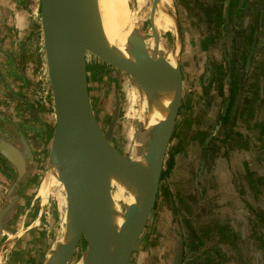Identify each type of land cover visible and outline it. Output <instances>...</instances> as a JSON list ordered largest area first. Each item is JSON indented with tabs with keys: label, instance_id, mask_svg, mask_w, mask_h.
Returning a JSON list of instances; mask_svg holds the SVG:
<instances>
[{
	"label": "water",
	"instance_id": "obj_1",
	"mask_svg": "<svg viewBox=\"0 0 264 264\" xmlns=\"http://www.w3.org/2000/svg\"><path fill=\"white\" fill-rule=\"evenodd\" d=\"M156 12H163L171 20V43L164 40V33L156 34ZM148 24L149 37L135 25L117 55L103 30L99 0H40L41 39L54 128L38 214L28 227L0 243V264L4 263L3 253L21 236L43 226L40 219L52 176L64 190L65 217L61 232L47 247L41 264H72L80 240L81 264H131L151 223L183 97V34L173 0H151ZM89 55L122 73L138 95L137 114L142 120L138 116L134 119L137 145H133L132 156L112 143L117 134L119 102L106 130L95 115L87 80ZM7 135L0 133V155L14 166L16 178L0 207V232L13 215L21 183L28 174L27 160L33 159L22 135L21 147L11 141V132ZM118 189L124 200L113 199ZM178 229L172 264H182L183 260V236ZM53 243L54 254L48 257L47 250Z\"/></svg>",
	"mask_w": 264,
	"mask_h": 264
},
{
	"label": "rangeland",
	"instance_id": "obj_2",
	"mask_svg": "<svg viewBox=\"0 0 264 264\" xmlns=\"http://www.w3.org/2000/svg\"><path fill=\"white\" fill-rule=\"evenodd\" d=\"M173 2L178 11L183 34L180 57L183 97L175 127L176 130H180L190 125V128L185 137L175 136L169 144L163 169L169 159V152L179 145L181 138H184L181 148L173 155L172 169L159 183L151 223L146 238L141 243L144 248H138L146 258L139 260V264H171L178 240V227L184 240L188 242L193 229L215 223H227L234 230L237 239L231 242L232 247L213 234L217 231L212 229L210 235L212 234L213 238L206 241L199 250L191 251L186 248L183 264H199L195 257L203 250L213 249V246L214 250L225 253V261L220 264H261L260 247L253 237V232L258 227L253 224L255 220L248 206L264 210V193L258 197L253 196L245 174L247 169L264 174V144L259 140V127H255L264 118V104L256 100L250 106V112L245 107L239 109L238 116L237 112L232 113L227 127L247 137L248 148L227 149V144L222 141L226 128L220 131L215 128L218 114L222 109L221 98L216 94L207 96L200 88L207 60L214 63L222 61L219 25L221 21L216 20L215 15L216 9L223 12V0H173ZM38 3L36 0V4ZM235 3L237 6L242 4L244 11L234 13L231 24L224 26L227 33L233 32L238 22L244 25L255 22L258 26L253 59L254 81L252 77L250 87L249 82L246 86L251 99L253 87L254 92L258 87L260 95H264V0H235ZM127 4L131 16L134 17L133 24L140 26L145 36L149 37L148 17L151 0H127ZM258 14L260 18L255 21ZM36 18L38 19L37 16ZM163 38L167 43H171L170 31L164 33ZM22 56L21 69L28 73L33 81L34 105L48 113L50 117L47 141L42 147L41 166L36 179L38 183L31 191L33 195L37 193L36 189H39L37 186L42 182L46 170L54 111L46 75L44 50L39 36L30 39ZM87 74L91 103L103 130L107 129L115 103L119 102L117 134L113 137L112 143L125 155L132 156L134 130L133 135L131 130L134 128V119L126 116L131 99V85L122 73L103 64L92 55L87 57ZM240 101L241 95L236 97L235 106H240ZM253 125L255 126L252 127ZM211 135L213 138L208 142L209 139L206 137ZM200 138L202 142H199ZM261 188L264 189V186ZM173 209H177L176 213ZM63 213L60 192L57 187H52L44 209L41 233L35 230L23 239L26 244L22 253L23 259H28L30 264H41L47 247L61 232ZM261 231L264 236V228H261ZM82 249L80 240L73 262L79 261ZM204 259L206 257L202 259L204 262L202 264H213ZM13 262L7 259L3 264Z\"/></svg>",
	"mask_w": 264,
	"mask_h": 264
},
{
	"label": "crops",
	"instance_id": "obj_3",
	"mask_svg": "<svg viewBox=\"0 0 264 264\" xmlns=\"http://www.w3.org/2000/svg\"><path fill=\"white\" fill-rule=\"evenodd\" d=\"M28 1L33 7L32 15L19 6L15 0H0V129H12L13 127L25 129L28 131L26 137L30 145L34 149H41L47 141L50 117L48 113L42 109L40 110L32 103L34 97L32 91L33 81L28 73L22 71L20 66L21 59L23 60L22 53L27 49L30 39L32 40V37L36 36L40 37L38 19L36 18L38 15L36 0ZM13 174V168L8 163L0 161V205L4 201L8 182ZM33 186V182H31L29 186L26 185L21 190L18 207L28 203ZM33 203L34 201H30L29 207L21 216L18 229L25 228V221L32 219ZM21 209L18 208V214ZM12 219L2 230L0 236L7 234L6 231L11 230L16 225L15 219L13 221ZM42 228L38 227L30 230L13 244L8 251V258L14 261L13 264L26 263V259L22 257L23 250L26 248L23 239L35 230H39L37 233H41ZM142 247L143 244L139 249ZM143 254L142 251L137 249L133 254L131 264H139V260H144L146 257Z\"/></svg>",
	"mask_w": 264,
	"mask_h": 264
},
{
	"label": "flooded vegetation",
	"instance_id": "obj_4",
	"mask_svg": "<svg viewBox=\"0 0 264 264\" xmlns=\"http://www.w3.org/2000/svg\"><path fill=\"white\" fill-rule=\"evenodd\" d=\"M15 1H17L19 6H22L24 9H26L27 12H29L30 14L32 13L33 7L28 0H15ZM38 1L39 3L37 4L36 8H38V11H37L38 29H40V0ZM231 2H233V4H232V7L230 8L229 4ZM224 3L226 4L223 10V13H222L224 20L223 21L221 20V22H219V25H221L220 53H221L222 61L219 63H214L212 60H207L205 67H204L203 75L201 76V83H200V88L203 94L207 96H212L213 94H216V95H219V97L221 98L222 109L220 110L218 114V118H217L216 125H215V128L218 131L225 129L227 127L230 117L228 118V122L226 124L223 123V119H221V117L226 114L231 101H232V104H231L229 116H231L232 113H234V111L237 112V116H238L239 109L245 108V107H247V111L250 112V106L253 105L254 87L252 88V91H251V94L253 97L250 99V96L248 95L249 90L246 86H247V83L249 82V87H250L252 77L254 81V72H253V68H254L253 62L254 61L253 59H254V55L256 51V38H257V30H258V26L255 25V22L254 24H250V25L248 24L244 25L243 23L238 22V26L236 25V29H234L233 32H230L228 30L229 33H227V30L224 28V26H228L229 24H231L232 16L234 15L235 12H242L244 11V9H243L242 4H240V6H237V4L235 3V0H223V7H224ZM225 10H226V14H225ZM229 10H231V13H228ZM39 32H40V38H41V29ZM87 80H88V74H87ZM88 89H89V81H88ZM239 95H241V101L239 103L240 106L239 105L235 106L236 97ZM32 103L35 104V101H32ZM53 116H54V113H53ZM53 128H54V124H53ZM53 128H52V132H53ZM20 129H17L16 127H13L12 129L11 128L9 129L1 128L0 129V133L6 137H8L7 132L8 131L11 132V136H12V137L10 136V138L12 139L11 141L20 147L22 143L20 140V136L22 135L26 139L28 145L30 146L31 152L33 155V159L31 161L27 160L28 174L26 176V179L21 183V187L18 193L19 198H18L16 207L12 215L13 219L11 217L12 221L15 219L14 221L16 225H18V223L19 225L16 228L12 227L13 230L11 229V230L6 231L7 234L3 235L4 237L0 236V242H1L2 237H3L2 238L3 239L2 242H3L10 235L8 233H16L19 230L18 228L20 226L21 216L24 215L25 210L29 207L30 201L31 202L34 201L32 205V215H31L32 219H28V221H25L26 227H28L33 222V220L36 218L38 211H39L40 194L38 193V191L37 193H34L33 195L32 194L29 195V201L27 204H24L22 207L20 206L18 207L21 190L25 188L26 185L29 186L31 182H33V185L35 187L38 183L36 179L38 178L37 176L39 174V170L41 166L40 165L41 164V154H43L42 147L41 149L40 148L34 149L32 145H30V143L28 142V139L26 137V134L28 133V131L25 129H21L22 130L21 131ZM10 138L8 139L10 140ZM206 138L211 140L213 137L211 135V137L209 136ZM50 141H51V138H50ZM47 160H48V154H47ZM0 161L4 163H8L13 168V171H14L13 177L8 182L9 183L7 187V191H8L9 186L15 181L16 171H15L14 166L2 155H0ZM40 185H41V182H39L37 186L39 189H40ZM33 187L31 190H33ZM39 189H36V190H39ZM7 191H6V194H7ZM4 201H5V197H4ZM4 201H2L0 207L3 205ZM18 208H22L19 214L17 212ZM43 217H44V210L41 215L40 222L43 221ZM0 233H2V231ZM183 245H184V237H183ZM5 248L6 247L3 248V252L5 251ZM184 252H185V246H184ZM7 259H9L8 252L3 253L2 261L5 262ZM19 264H23V263L20 262ZM25 264H30V261L27 259ZM171 264H172V260H171ZM182 264H183V260H182Z\"/></svg>",
	"mask_w": 264,
	"mask_h": 264
},
{
	"label": "trees",
	"instance_id": "obj_5",
	"mask_svg": "<svg viewBox=\"0 0 264 264\" xmlns=\"http://www.w3.org/2000/svg\"><path fill=\"white\" fill-rule=\"evenodd\" d=\"M232 4H233V2H231L229 4L230 8L232 7ZM225 5L226 4L224 3V8H225ZM216 10H217V12L215 15V19L219 20V21H221V20L223 21L224 20V18L222 16L223 12L221 10L219 11V9H216ZM228 13H231V10H229ZM259 18L260 17L258 14L255 17V20L257 21ZM260 93H261V91H259V88L257 87L255 92H254L253 101L258 100L260 103L264 104V95H260ZM232 95H233V93H232ZM231 104H232V101L230 102V105H229V108L227 109L226 114L221 117V119H223L224 124H226L228 122V118L230 117L229 112L231 109ZM254 126L255 125H253L252 127H254ZM255 127H259V140H260V142H262L264 144V118L260 123H257V125ZM189 128H190V125H187V127L185 129H180V130H176V127H175L172 139L175 136H180V135L182 137H185ZM198 134H201V133L198 132ZM181 140L179 141V145L177 147H174L169 152V159L166 161L165 169H162L160 181L163 180L168 175L169 171L172 169L173 155H174V153H176L181 148V145L183 143L184 138H181ZM210 141L211 140H209L208 142H210ZM222 141L225 145L227 144V149L248 148L247 137H245L244 135H242L238 131H232V129L230 127H226L225 137ZM199 142H202L201 138L199 139ZM245 176L248 179L249 186H250L249 188H250V191L253 193L252 194L253 196L258 197L260 194L264 193V189L261 188V186H264V174L263 175L257 174L255 172H252L249 169H247ZM166 194L168 195L169 193L166 192ZM248 207L251 210V213L253 214V217H254L253 219L255 220V222L253 224H255L258 227L257 228L256 226H253V227L257 228L253 232L254 233L253 237L255 238V240L259 244L260 253H261L260 254L261 255L260 260H261V264H264V236L262 234L263 232L261 231V228H264V210L263 209H253L251 206H248ZM176 211H177V209H173L174 213H176ZM212 229L217 231V233H213V234H216L221 241L226 242L231 247H232L231 242H233V241H235V239H237V236H236L234 230L227 223H215L214 225L206 224L205 226H199L196 229H193V233L190 235V239L188 242H186L184 240L185 252L183 255V262H184V259L186 258V248L191 250V251L196 250V249L199 250L202 246H204L206 244V241H209L210 239L213 238V235L212 234L210 235V232ZM233 247H235V246L233 245ZM204 257H206V259H204V261H207L208 263H213V264H220L222 261H225V253H223L222 251H219V250L217 251V249L214 250V246H213V249L210 248L207 250H203L199 256L195 257V260L197 261V263L202 264V263H204L202 261V259Z\"/></svg>",
	"mask_w": 264,
	"mask_h": 264
},
{
	"label": "bare ground",
	"instance_id": "obj_6",
	"mask_svg": "<svg viewBox=\"0 0 264 264\" xmlns=\"http://www.w3.org/2000/svg\"><path fill=\"white\" fill-rule=\"evenodd\" d=\"M99 8L101 13L103 30L108 38L109 42L115 49L117 55H120L122 52V46L126 43L128 35L131 33L133 27L134 17L131 16V11L128 8L127 0H99ZM136 21V20H135ZM154 23L156 26V34L161 35L168 31L172 30V23L169 17H167L163 12H156ZM130 105L127 109L126 116L135 119L137 114L138 95L135 89L132 87ZM127 103V102H126ZM126 110V108H125ZM139 120H142L141 115L138 116ZM129 120V119H128ZM131 120V119H130ZM130 123V122H129ZM133 130L132 135H133ZM137 145V142L134 143V146ZM51 188L57 187L64 207L63 221L65 217V196L62 184L54 176L51 178ZM44 184H42L41 192L43 191ZM41 196V194H40ZM63 196V197H62ZM113 199L115 201H121L125 199V196L121 190H115L113 192ZM55 243L51 244L47 251V256L51 257L54 254ZM72 264H81L80 261L73 262Z\"/></svg>",
	"mask_w": 264,
	"mask_h": 264
}]
</instances>
